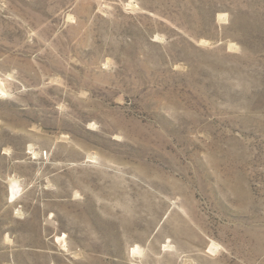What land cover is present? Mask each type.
Here are the masks:
<instances>
[{
	"label": "rangeland",
	"instance_id": "1",
	"mask_svg": "<svg viewBox=\"0 0 264 264\" xmlns=\"http://www.w3.org/2000/svg\"><path fill=\"white\" fill-rule=\"evenodd\" d=\"M0 264H264V0H0Z\"/></svg>",
	"mask_w": 264,
	"mask_h": 264
},
{
	"label": "bare ground",
	"instance_id": "2",
	"mask_svg": "<svg viewBox=\"0 0 264 264\" xmlns=\"http://www.w3.org/2000/svg\"><path fill=\"white\" fill-rule=\"evenodd\" d=\"M2 90V89H1ZM19 191V186L17 185V182H14L12 184V189H11V193L13 196H15L17 194V192ZM136 250V249H135Z\"/></svg>",
	"mask_w": 264,
	"mask_h": 264
}]
</instances>
